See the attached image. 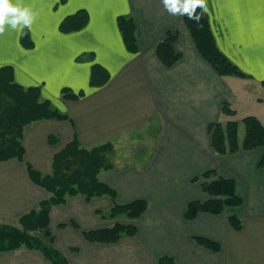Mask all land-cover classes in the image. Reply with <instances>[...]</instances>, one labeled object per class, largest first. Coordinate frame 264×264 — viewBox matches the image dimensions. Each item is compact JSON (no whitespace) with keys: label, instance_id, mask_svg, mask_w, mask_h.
I'll return each instance as SVG.
<instances>
[{"label":"crops","instance_id":"1","mask_svg":"<svg viewBox=\"0 0 264 264\" xmlns=\"http://www.w3.org/2000/svg\"><path fill=\"white\" fill-rule=\"evenodd\" d=\"M23 5L37 13L31 29L25 28L31 44L23 46L22 31L6 27L0 34V67H10L22 87H38L40 98L68 118L26 125L23 160L0 162V223L18 226L20 216L50 196L30 179L26 164L51 174L53 155L74 137L84 148L111 142L112 168L100 171L99 180L115 190L116 203L142 199L146 210L136 219L102 216L113 204L106 195L86 200L76 194L53 205L46 229L33 234L48 243L49 233L68 264H155L162 255L175 264H264V166L258 167L264 145L216 154L208 133L210 123L235 119L241 141L244 116L264 120V0H206L218 48L247 77L219 75L197 51L183 16L169 14L161 0H23ZM79 9L87 12L86 25L60 31V21ZM119 16L135 23L134 53L122 40ZM168 30L178 32L174 48L181 54L169 67L156 55ZM93 63L109 73L101 87L89 85ZM62 88L83 94L69 100ZM224 102L233 115L221 113ZM49 135L57 142L48 143ZM209 169L234 179L242 202L187 220V203L209 198L200 186ZM232 214L241 220L239 230L227 220ZM116 222L134 224L136 233L114 243L83 237L82 231ZM197 236L217 242L220 250L201 246ZM0 264L51 263L40 251L21 247L2 252Z\"/></svg>","mask_w":264,"mask_h":264},{"label":"trees","instance_id":"2","mask_svg":"<svg viewBox=\"0 0 264 264\" xmlns=\"http://www.w3.org/2000/svg\"><path fill=\"white\" fill-rule=\"evenodd\" d=\"M201 14V9H196ZM88 21L87 12L79 9L73 14L64 17L58 29L70 32L81 29ZM183 23L187 27L194 45L201 57L208 62L219 75H234L247 77L233 62H231L218 48L210 29L207 13L202 14L200 26L183 16ZM117 25L122 40L130 52L137 51L135 23L131 18L119 16ZM178 36L176 30H168L164 38L156 46V55L164 66H171L177 62L181 54L174 48ZM23 46H30L31 42L26 29L20 35ZM109 80V73L98 63L90 68L89 85L101 87ZM264 87V80L261 82ZM63 98L76 100L82 92L73 93L68 88H62ZM221 113L225 116L234 114V110L227 103L221 106ZM66 120L68 116L55 108L48 100L40 98L38 87H22L13 79L12 69L0 67V162L8 159L23 160L24 148L22 145L23 129L26 125L42 119ZM244 125V134L238 140V122L229 119L225 122H213L208 125L210 145L216 154H232L241 150H250L264 145V120L254 115H247L241 119ZM58 137L49 135L47 141L56 143ZM112 150L111 142H106L91 148L81 147L77 138L69 141L63 149L53 155L52 173L42 175L26 164L30 179L44 188L50 196L41 201L37 209L31 210L18 219V226L0 223V254L5 251L16 250L21 247L40 251L51 264H68L66 258L52 246L53 237L45 232L48 243L32 234L34 231L46 229L49 223V213L53 205L63 204L67 196L81 194L86 200L106 195L113 204L107 215L115 218L125 215L129 219L138 218L147 207L142 199H135L124 204L115 202V190L98 178L102 170L112 168L107 154ZM264 166V155L258 162V167ZM204 180L200 186L203 192L209 195L206 200H192L187 203L184 218L193 219L199 212L219 214L226 207L237 206L242 199L236 194L235 181L217 175L209 169L201 174ZM197 178H194L196 180ZM230 225L239 230L241 220L234 214L227 217ZM72 225L78 228L77 224ZM64 226V224H60ZM136 233L134 224L116 222L112 227L82 231L83 237L89 242L114 243L122 236H133ZM194 240L201 246L218 252L220 245L208 238L197 236ZM72 251H77L72 248ZM155 264H175L171 256L162 255Z\"/></svg>","mask_w":264,"mask_h":264},{"label":"clouds","instance_id":"3","mask_svg":"<svg viewBox=\"0 0 264 264\" xmlns=\"http://www.w3.org/2000/svg\"><path fill=\"white\" fill-rule=\"evenodd\" d=\"M165 10L171 15H186L188 19L200 26L202 14L207 12L206 0H161ZM201 9L197 14L196 9ZM37 13L23 5V0H0V34L6 27L23 31L31 29Z\"/></svg>","mask_w":264,"mask_h":264},{"label":"rangeland","instance_id":"4","mask_svg":"<svg viewBox=\"0 0 264 264\" xmlns=\"http://www.w3.org/2000/svg\"><path fill=\"white\" fill-rule=\"evenodd\" d=\"M239 125H240V134L243 133L244 134V125L241 121H239ZM33 234V233H32ZM36 236V235H35ZM38 237V236H37Z\"/></svg>","mask_w":264,"mask_h":264}]
</instances>
